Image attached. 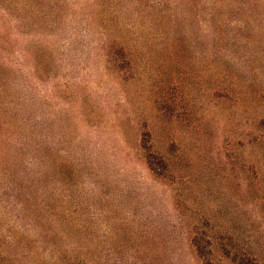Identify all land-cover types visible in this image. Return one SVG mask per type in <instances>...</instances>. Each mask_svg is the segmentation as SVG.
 Returning <instances> with one entry per match:
<instances>
[{
    "label": "rangeland",
    "instance_id": "1",
    "mask_svg": "<svg viewBox=\"0 0 264 264\" xmlns=\"http://www.w3.org/2000/svg\"><path fill=\"white\" fill-rule=\"evenodd\" d=\"M14 7L0 264H264V0Z\"/></svg>",
    "mask_w": 264,
    "mask_h": 264
},
{
    "label": "trees",
    "instance_id": "2",
    "mask_svg": "<svg viewBox=\"0 0 264 264\" xmlns=\"http://www.w3.org/2000/svg\"><path fill=\"white\" fill-rule=\"evenodd\" d=\"M15 0H0V76L8 74L11 69V57L14 50V38H13V21L15 18ZM163 103V102H162ZM164 104V103H163ZM165 105V104H164ZM161 106V109L165 110L169 117L173 118V112L171 107ZM142 147L149 151L147 163L154 172L161 170L168 172V164L161 156L153 150V144L151 140L144 139ZM162 157V156H161ZM160 173V172H159ZM210 237H207L205 233H196L192 238V244L196 248L197 256L202 260L203 264H211V252L209 250ZM227 257L231 258L234 264H261L257 259L247 252H232L227 247L224 248ZM3 257L0 252V260Z\"/></svg>",
    "mask_w": 264,
    "mask_h": 264
}]
</instances>
